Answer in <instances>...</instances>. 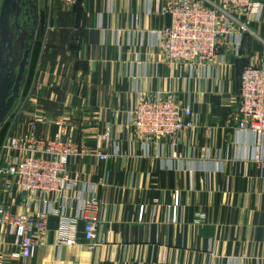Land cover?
Returning <instances> with one entry per match:
<instances>
[{
    "label": "crops",
    "instance_id": "obj_1",
    "mask_svg": "<svg viewBox=\"0 0 264 264\" xmlns=\"http://www.w3.org/2000/svg\"><path fill=\"white\" fill-rule=\"evenodd\" d=\"M167 1L51 0L44 32L10 28L24 46L28 37L33 43L25 49L23 109L0 121V152L31 124L39 137L54 138L59 122L86 152L70 159L73 188L47 203H28L16 180L0 178V202L13 212L51 210L31 259L16 255L0 226V264H264V136L258 163L254 134L237 129L241 64L264 67V0L258 18L241 35L234 23L205 65L165 55L159 32L169 26ZM157 94L192 109L195 128L176 145H148L135 131V106ZM105 133L108 142L100 141ZM90 196L101 202L93 242L83 215ZM64 216L78 218L69 246L59 245Z\"/></svg>",
    "mask_w": 264,
    "mask_h": 264
},
{
    "label": "built area",
    "instance_id": "obj_2",
    "mask_svg": "<svg viewBox=\"0 0 264 264\" xmlns=\"http://www.w3.org/2000/svg\"><path fill=\"white\" fill-rule=\"evenodd\" d=\"M262 8L260 0H168L164 10L171 15V23L159 32L163 51L170 62L209 64L216 57L220 38L234 35V23L242 26L241 35L252 20L258 18ZM238 17L244 18L245 22L238 21ZM239 85L237 129L254 134L253 160L260 163L264 136V67L243 62ZM22 104L16 110L19 113ZM192 113L190 107L173 96L157 94L135 106L133 125L139 140L148 145L165 140L176 145L180 135L195 128L190 118ZM58 124L61 125L60 132L54 138L39 137L31 124L26 131L10 137L1 146L0 178L16 180L21 192L28 196V203L35 198L47 203L49 194L64 195L74 186L70 178V159L82 156L86 151L68 136L65 124ZM108 140V133L100 136V141ZM96 155L102 160L109 157L100 149ZM100 208L101 202L96 197L84 200L85 239L90 242L97 237ZM50 211L39 208L33 213L20 214L12 211L10 202H0V226L13 236L17 256L33 258L46 238ZM77 220L67 216L62 218L59 245L77 242Z\"/></svg>",
    "mask_w": 264,
    "mask_h": 264
},
{
    "label": "rangeland",
    "instance_id": "obj_3",
    "mask_svg": "<svg viewBox=\"0 0 264 264\" xmlns=\"http://www.w3.org/2000/svg\"><path fill=\"white\" fill-rule=\"evenodd\" d=\"M11 3L12 8L10 9L11 12L9 19L12 20H8L5 27H3L2 20L4 19V13L9 8ZM51 4V0H0V42L2 41V35L4 34H1V31L8 32L10 28H12L15 32L17 31V33H21V31H28L29 35H31V33L34 34V31H39L40 33L44 32V30L48 28V23L50 22ZM38 16L39 21L37 22ZM16 37L19 38L20 35L18 34ZM22 38L23 36L21 39ZM38 38L40 37L38 36ZM21 39L20 41H22ZM34 39L35 38H33V40ZM26 42L25 48L19 50L18 53H16L15 46L7 47L8 44H12L11 41L10 43H4L6 48H2L0 50V95L4 97L7 96V100L11 96L14 97L13 103L7 112H9L12 108L15 111L18 110L25 98L24 93L26 92L24 90L26 87L27 74H24L23 79L18 81V73L20 63L24 57L25 49L28 45L33 43L30 37H28ZM16 44L17 43L14 42V45ZM5 50L6 52L4 54ZM27 87L29 89V85ZM17 94L18 96L16 97ZM22 94H24V97ZM7 112L5 113L6 115L9 114ZM4 118L5 117H3V119Z\"/></svg>",
    "mask_w": 264,
    "mask_h": 264
},
{
    "label": "water",
    "instance_id": "obj_4",
    "mask_svg": "<svg viewBox=\"0 0 264 264\" xmlns=\"http://www.w3.org/2000/svg\"><path fill=\"white\" fill-rule=\"evenodd\" d=\"M12 8V3L10 4L9 8L6 10V12L4 13V19L2 20L3 22V27H5L6 22L9 20V16H10V9ZM167 20H168V24L170 25L171 23V15L168 14L167 16ZM29 58V51H26L24 53V57L20 63V69H19V73H18V81L23 79V76L26 72V68H27V61ZM18 96V94L16 95V97ZM14 97L11 96L8 98L7 100V96L4 97L2 95H0V121L3 119L5 113L7 112V110L9 109V107L11 106V104L13 103ZM98 261V259L96 260Z\"/></svg>",
    "mask_w": 264,
    "mask_h": 264
},
{
    "label": "flooded vegetation",
    "instance_id": "obj_5",
    "mask_svg": "<svg viewBox=\"0 0 264 264\" xmlns=\"http://www.w3.org/2000/svg\"><path fill=\"white\" fill-rule=\"evenodd\" d=\"M4 33V34H3ZM1 34H3L2 35V41L0 42V50L2 49V48H6V46H5V44L6 43H10V41H11V43L13 44H8L7 45V47H12V46H15V48H16V53H18V51L19 50H21V49H24L25 48V46L23 45V42L22 41H20V40H16L14 37H13V35L10 33V29L8 30V32H3V31H1ZM14 42H16L17 44L16 45H14ZM5 43V44H4ZM5 52H6V50L4 51V54H5ZM12 52V51H11ZM4 58V57H3Z\"/></svg>",
    "mask_w": 264,
    "mask_h": 264
},
{
    "label": "trees",
    "instance_id": "obj_6",
    "mask_svg": "<svg viewBox=\"0 0 264 264\" xmlns=\"http://www.w3.org/2000/svg\"><path fill=\"white\" fill-rule=\"evenodd\" d=\"M27 86H28V84H27ZM1 141H2V137H0V144H1Z\"/></svg>",
    "mask_w": 264,
    "mask_h": 264
}]
</instances>
